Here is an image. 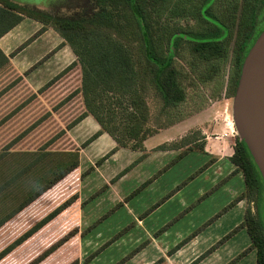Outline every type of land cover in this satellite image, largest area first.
I'll return each mask as SVG.
<instances>
[{
	"label": "rangeland",
	"instance_id": "374dc122",
	"mask_svg": "<svg viewBox=\"0 0 264 264\" xmlns=\"http://www.w3.org/2000/svg\"><path fill=\"white\" fill-rule=\"evenodd\" d=\"M175 1L145 0L147 22L159 55L167 56L172 39L173 63L185 86L186 100L168 113L160 95L152 88L147 93L150 125L155 129L159 125L167 128L184 120L164 146L169 149L180 146L175 149L178 151L222 154L225 145L220 137L224 136L222 130L227 122L232 126L231 133L240 138L234 117L237 87L229 77L233 67L231 56L242 36L244 21L239 25L231 18L224 21L227 31L223 41L230 57L223 62L218 59L209 62L191 53L183 34L190 30L211 32L219 28H212L204 18H180L181 8ZM193 1L190 10H195L202 0ZM8 2L19 7L9 9L4 6ZM102 2L104 0H0V253L59 205L75 200L1 258L0 264H31L56 244V249L38 264H189L190 256L172 255L182 242L186 241L185 250L191 253L197 248L201 250L211 235L221 232L214 226L193 227L188 215L191 207L181 209L188 191H184L177 203H166L187 186L179 184L178 180L185 176L184 172L172 176L175 184H166L169 177L164 178L165 194H160L158 187H151L154 175L144 179L147 184L138 189L142 183L135 186V179L131 178L129 170L134 158L127 148L110 154L114 162L103 172L104 180L99 174L87 176L93 169V165L86 163L91 152L96 157L100 155L94 163L99 166L111 150L108 145L118 143L105 130L108 134L101 135L104 131L92 115L74 124L86 110L80 92L81 66L68 41L43 12L90 18L101 16ZM116 7L119 8L113 5V10ZM122 14V19L128 16L124 11ZM253 18L256 26L250 43L264 27V2H259ZM133 31L134 27H127L116 36L133 46L134 42L128 37ZM69 66L71 69L66 71ZM169 117L183 119L171 124ZM96 128L98 130H94ZM97 132L100 134L91 141L94 146L87 150L91 143L88 139ZM228 148L226 144V150ZM76 159L83 161V168L58 182H51ZM167 160L166 164L171 165L162 174L179 163L181 157ZM45 185L49 186L45 191L19 208ZM253 197L247 191V207L255 214ZM3 218H6L4 222ZM200 233L204 239L192 243ZM224 236L203 254L212 246L220 245ZM247 240L245 231L240 232L237 240L226 248L233 252ZM211 260L205 264H214ZM218 260L219 257L215 258V262Z\"/></svg>",
	"mask_w": 264,
	"mask_h": 264
},
{
	"label": "trees",
	"instance_id": "16d2710c",
	"mask_svg": "<svg viewBox=\"0 0 264 264\" xmlns=\"http://www.w3.org/2000/svg\"><path fill=\"white\" fill-rule=\"evenodd\" d=\"M181 1H183V5H181ZM259 2H264V0H202L195 10H190L191 5L195 3L193 0L175 1L181 8L178 11L181 12L179 13L180 18H190V16L204 18L211 23L212 28H219L217 31L211 32L209 30H190L183 34L188 41L191 53L199 58H205L209 62L214 59L223 62L230 57L223 41L227 31L224 21L231 18L233 23L237 25L242 24L244 21L242 36L233 49L231 56L233 67L229 79L235 83L236 87L238 86L245 57L264 30L263 27L250 43L256 26L253 14ZM100 4L102 10L99 14L101 16L97 14L95 17L90 18L53 16L43 12L47 20L53 23L60 34L68 41L81 66L82 83L80 92L86 110L74 121V124H78L86 116L92 115L100 123L101 130L107 131L117 141L118 145L114 150L118 147L144 150V141L164 127L159 125L155 129L150 125L151 114L147 101L148 91L153 88L160 95L164 110L168 113L178 108L186 100L185 86L180 81L179 69L173 63L175 54L172 39L168 43L167 56L159 55L150 37L145 0H104V3ZM115 4L120 9L116 7L113 10L112 7ZM4 6L12 10L19 7L11 2L4 3ZM121 7H125V9L121 10ZM219 7L224 9L220 10ZM123 11L128 16L122 19ZM125 21L128 24H124ZM127 27L135 28L130 36L128 34V37H131L130 40L134 42L133 46L124 43L123 39L116 36V34H121V31ZM69 69H71L70 66L65 70L68 71ZM182 119L183 117L176 119L169 117L171 124ZM99 132L94 133L88 139V142L96 138L100 134ZM161 148L167 147L163 145ZM174 148L181 147L176 146ZM187 152L188 150H182L176 157H182ZM110 153L105 155L104 158H107ZM231 160L237 166V170L242 171L245 181V191L232 204L241 199L246 200L247 191H249V194L254 196L252 200L255 202L256 212L253 214L247 207L242 224L223 237L219 243L226 240L239 227H245L251 238L250 249L254 248L257 252L256 264H264V180L246 143L241 138L236 140L235 151ZM170 165L171 163L165 165L166 167L164 166V169L162 168L156 172L153 178L161 174L163 170L165 171ZM77 166L78 159L62 169L51 182L54 183L63 179L71 174ZM146 184L147 182H143L138 189ZM48 187V185H45L39 189L24 203L20 204L19 208L21 209ZM133 193L135 194L136 191ZM74 201L70 199L51 211L36 226L26 231L8 248L4 249L0 253V259L32 236ZM5 220L6 218H3L2 222ZM57 246L56 244L50 247L31 264H38L44 260ZM214 248H216V245L212 246L207 253ZM204 255H206V252L200 258Z\"/></svg>",
	"mask_w": 264,
	"mask_h": 264
},
{
	"label": "crops",
	"instance_id": "0c3cea01",
	"mask_svg": "<svg viewBox=\"0 0 264 264\" xmlns=\"http://www.w3.org/2000/svg\"><path fill=\"white\" fill-rule=\"evenodd\" d=\"M90 116L88 115L83 120H86ZM83 120H81L79 123H82ZM183 121L171 125L167 128H161L153 135L149 136L144 141V150L127 148V150L130 151V154L134 158L132 160L134 161V163L131 164L129 173L131 175V178L134 177L135 179V186H139L144 182V179L150 177L151 175H155V173L161 170L164 165H167L166 163L169 161L167 159H172L181 152L173 148H161V146H163L170 140L169 138L171 136L169 135L175 133L174 130L177 129V126H179V124H183ZM231 127L232 126L230 125V121L227 122V125H224L223 127L224 129L222 131L224 136H221L220 139L225 146L223 150L224 152L222 154H212L210 152L196 150L188 151L184 156L181 157L179 163L170 168L165 174L161 173V176H159V174L156 177L152 178L153 180L150 182L152 188L155 189L158 187L160 189V194L164 192L166 193V188H163V186L169 184L170 182H173V184H175V182L171 180L172 176H179L184 172L185 176H182L178 180H180L179 184L186 183L187 186H185L181 191L173 194V197L170 200L166 201V203H177V200L182 198L184 191H188L186 193L187 199L183 200L181 209L186 206L188 208L191 207L188 215H191L189 219L192 220L190 221V223L192 222L193 227L201 229L204 226L208 228L210 226H214V229L216 230L221 229V232H218L217 234H215V236H210V239L207 242L208 244L201 250L197 248L193 252L188 253V251L185 250V241L177 249V252L172 254L182 257L185 255L190 256L189 264H205L206 261L210 259H212L211 261L214 264H242L244 262L247 264H256L257 261L256 249H250L251 238L245 227H239L236 230L237 232H234L235 234H233L232 236H228L227 240L222 241L220 245H216V248L208 252L199 260L206 248L219 240L221 236H224L229 231L231 232L235 228L240 226L245 217V211L247 208L246 200L241 199L232 204V202L235 201L245 191V181L242 171L237 170V166L231 160V157L235 151L236 144V142L233 143V141L234 139L236 141L238 138L236 134L231 133ZM94 130H98V128ZM107 134L103 132L101 135L106 136ZM226 144L229 147L227 150ZM88 145L87 150H90V148L94 146V142H91ZM108 146V149H111V152L112 150H114L113 148H115L116 143L112 142ZM124 148L125 147L114 150L112 152L113 155L121 152V150H124ZM91 155L92 156L89 155V159L86 163H88V165H93V169L90 173L87 174V176L99 174L101 179L104 180L103 172L105 173L107 169L113 165L114 156L109 155L111 157H107V159L103 160V163L97 166L94 163L100 155L96 157L97 155H94L92 152ZM80 168H83V161L81 159L78 160V166L74 171L71 172V174L78 169L80 170ZM166 177L169 178L167 179L166 184H163L162 181ZM204 231L205 230H203L201 233H203ZM243 231H245L248 237L246 243L243 246H240L239 244V246L233 252L230 250L228 251L226 247L233 241H236L239 237L240 232ZM201 233L197 234L193 238L192 243L196 241L200 242L204 239V237H200ZM165 247L169 248V246ZM225 251L226 254H223ZM218 257L219 260L215 262V258Z\"/></svg>",
	"mask_w": 264,
	"mask_h": 264
},
{
	"label": "water",
	"instance_id": "95a60500",
	"mask_svg": "<svg viewBox=\"0 0 264 264\" xmlns=\"http://www.w3.org/2000/svg\"><path fill=\"white\" fill-rule=\"evenodd\" d=\"M234 117L264 180V30L247 53L234 96Z\"/></svg>",
	"mask_w": 264,
	"mask_h": 264
}]
</instances>
